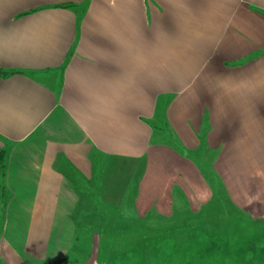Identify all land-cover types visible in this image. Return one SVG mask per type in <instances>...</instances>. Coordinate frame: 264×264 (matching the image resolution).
<instances>
[{
  "label": "crops",
  "instance_id": "0c3cea01",
  "mask_svg": "<svg viewBox=\"0 0 264 264\" xmlns=\"http://www.w3.org/2000/svg\"><path fill=\"white\" fill-rule=\"evenodd\" d=\"M263 50L264 0H0V264H94L79 263L80 224L107 204L108 165L147 155L164 99L183 147L216 154L236 203L263 215L264 83L232 79ZM212 62L229 83L207 88ZM168 147L151 149L163 161L150 205L168 196L175 160L202 189Z\"/></svg>",
  "mask_w": 264,
  "mask_h": 264
},
{
  "label": "rangeland",
  "instance_id": "374dc122",
  "mask_svg": "<svg viewBox=\"0 0 264 264\" xmlns=\"http://www.w3.org/2000/svg\"><path fill=\"white\" fill-rule=\"evenodd\" d=\"M251 58L253 56L237 65L239 69H233V81L248 82L251 79L246 75L258 74L260 80L252 83L256 86L264 83L260 82L264 80V61H255L252 64L255 69L252 66L241 68L248 59L253 60ZM220 70H224L220 63H210L205 71L209 80L207 88L232 80L225 75L216 78L215 72ZM165 105L164 99L150 123L159 128L158 133L152 130L158 142L155 144L169 145V149L187 156L181 159L191 163L195 173H191L190 178L192 181L195 177L201 179L202 189L195 188L193 182L189 184L188 175L181 168L182 162L175 160L172 163L180 170L173 174V185L168 184V196L150 205L147 191L163 161L151 157V142L147 155L136 164L127 163L113 169L117 165L111 162L105 174L110 180L99 192L107 204L95 205L94 219L90 222L84 219L80 224V229L89 233L79 238L83 250L78 254L79 263L89 258L94 264H264V214L253 216L236 203L222 173L214 168L216 154L199 144L192 150L183 147L167 121ZM199 141L201 143V138ZM116 170L121 173H115ZM142 177L147 178V182L143 187L145 194L138 202ZM118 181L121 191L116 187L120 185ZM103 192L107 194L102 195ZM250 195V199L256 201V196Z\"/></svg>",
  "mask_w": 264,
  "mask_h": 264
},
{
  "label": "trees",
  "instance_id": "16d2710c",
  "mask_svg": "<svg viewBox=\"0 0 264 264\" xmlns=\"http://www.w3.org/2000/svg\"><path fill=\"white\" fill-rule=\"evenodd\" d=\"M166 106V105H165ZM159 109V108H158ZM151 127H152V130L153 131H156V133H158L159 132V128H158V126H157V124H154V123H152L151 124ZM150 142L152 143V144H155V143H158L157 142V140H156V137L152 134V137H151V140H150ZM59 264V263H58Z\"/></svg>",
  "mask_w": 264,
  "mask_h": 264
}]
</instances>
